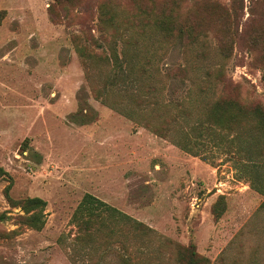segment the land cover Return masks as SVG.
<instances>
[{
  "label": "rangeland",
  "instance_id": "374dc122",
  "mask_svg": "<svg viewBox=\"0 0 264 264\" xmlns=\"http://www.w3.org/2000/svg\"><path fill=\"white\" fill-rule=\"evenodd\" d=\"M144 13L176 16L198 41H164ZM138 52L148 74L131 88L115 58ZM220 68L264 104V0H0V264H188L186 249L198 264H264V153L205 123ZM147 84L182 130L118 109ZM87 194L149 230L91 218ZM32 198L47 202L40 230L25 222Z\"/></svg>",
  "mask_w": 264,
  "mask_h": 264
},
{
  "label": "trees",
  "instance_id": "16d2710c",
  "mask_svg": "<svg viewBox=\"0 0 264 264\" xmlns=\"http://www.w3.org/2000/svg\"><path fill=\"white\" fill-rule=\"evenodd\" d=\"M143 21H138L139 26L152 25L154 29V34L160 36L166 42L175 43L176 41L183 40V34H187V40L198 41L200 34H192L189 31V27L183 25L176 16L170 15H159V16H146L145 13ZM145 20V21H144ZM237 32L234 33V37L237 38V43L241 37L236 36ZM219 46L221 48V54L224 58L228 59L233 54V47L235 45L234 38L231 34V28L228 26L226 29L221 30L219 36H217ZM256 40L253 44L255 45ZM232 51V52H231ZM141 52H138L134 57H130L127 61L128 56L124 53L123 57L120 58L116 56V69L121 71V75H124V62L130 63V68L127 66L126 69L130 74H135V79L130 82L131 88L136 84L139 87L140 78L138 77L137 69L143 74H148V70L145 65L141 62H137V58ZM125 56V57H124ZM136 60V61H135ZM128 65V64H127ZM186 68H179L172 72L171 77H186ZM264 78V77H263ZM122 79V78H120ZM214 83H220L222 89L220 91V96L214 100L211 105H208V110L205 113V123L210 127H215L220 132H227L228 135L233 133L236 135L237 139H240L242 135L248 134V149L250 152H257L258 154L264 153V104L257 100H244L240 97L239 84H234L232 80L227 78L224 69L220 68L215 72ZM155 84H147L143 91L139 89L136 94H130L126 97L131 101L129 104H123L119 102L120 110L128 113L130 117H137L145 122V125L154 129L157 133L169 136L176 130L179 126L182 130L181 121L179 116H174L170 109L162 103V101L157 96L158 88L154 86ZM127 88V87H125ZM120 92H129L128 89L120 88ZM133 93V92H132ZM236 93V94H235ZM235 94V95H234ZM162 110L166 115L158 113L157 111ZM186 111V110H183ZM183 113V112H182ZM172 114V115H171ZM187 123V122H186ZM8 173L0 168V177L7 176ZM47 207V202L40 198L28 199L23 203L24 211L29 214V217L25 219V222L32 228L40 230L44 226V221H42L41 212ZM95 207V208H93ZM84 209V210H83ZM102 209L104 212L108 213V216L118 223L131 224L136 230L142 232L149 230L145 224L139 222L123 212L117 210L104 203L103 201L95 198L94 196L87 194L83 200L80 210L86 212L88 216L94 218L99 214H95L94 210ZM2 218V217H1ZM90 221L85 222V227H88ZM186 252L190 255V262L188 264H198V261L191 253V250L186 249Z\"/></svg>",
  "mask_w": 264,
  "mask_h": 264
}]
</instances>
